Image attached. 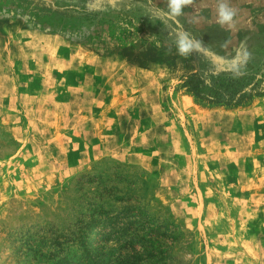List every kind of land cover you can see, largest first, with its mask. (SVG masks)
Masks as SVG:
<instances>
[{"label": "rangeland", "instance_id": "rangeland-1", "mask_svg": "<svg viewBox=\"0 0 264 264\" xmlns=\"http://www.w3.org/2000/svg\"><path fill=\"white\" fill-rule=\"evenodd\" d=\"M166 11L0 0V264H264V92L213 106L184 85L264 75V34L181 15L203 42L184 57Z\"/></svg>", "mask_w": 264, "mask_h": 264}, {"label": "trees", "instance_id": "trees-1", "mask_svg": "<svg viewBox=\"0 0 264 264\" xmlns=\"http://www.w3.org/2000/svg\"><path fill=\"white\" fill-rule=\"evenodd\" d=\"M245 62L242 64L244 66ZM184 85L188 86L191 95L195 101L201 104H209L213 106H238L251 98L254 94L264 92V75L252 77L245 85H239L238 79H214L208 72L189 73L184 81ZM137 231V230H136ZM176 241V238H172ZM130 244L127 247L128 258L130 261L139 262V252L137 247L144 242V238L140 234L134 232L130 236ZM146 249V247H144ZM161 255L151 250L145 256V264H148L150 259L158 258ZM141 259V258H140ZM165 258H163L164 260ZM162 260V256L159 261ZM143 261V260H140ZM132 263V262H131Z\"/></svg>", "mask_w": 264, "mask_h": 264}, {"label": "crops", "instance_id": "crops-1", "mask_svg": "<svg viewBox=\"0 0 264 264\" xmlns=\"http://www.w3.org/2000/svg\"><path fill=\"white\" fill-rule=\"evenodd\" d=\"M236 10V16L231 26L221 27L217 22L218 0H193L183 9V15L191 23L206 24L215 32H229L232 36H248L264 34V0H222ZM167 6V0H160ZM199 26H197L198 28Z\"/></svg>", "mask_w": 264, "mask_h": 264}, {"label": "clouds", "instance_id": "clouds-1", "mask_svg": "<svg viewBox=\"0 0 264 264\" xmlns=\"http://www.w3.org/2000/svg\"><path fill=\"white\" fill-rule=\"evenodd\" d=\"M193 3V0H167V11L163 15L177 24V29L174 30V43L177 49V53L180 56L187 57L194 50L201 51L203 49V42L195 39L188 31H185L181 25H179L178 18L183 15V9L185 6H189ZM236 10L229 6V4L218 0L217 5V22L221 27L224 25L231 26L236 16ZM227 41L225 42L226 46ZM171 51V49H169ZM248 53L245 52L244 56L247 57ZM237 71H239L237 69Z\"/></svg>", "mask_w": 264, "mask_h": 264}]
</instances>
